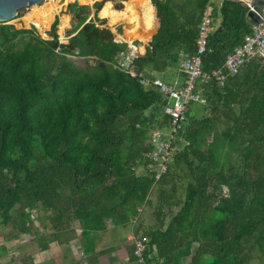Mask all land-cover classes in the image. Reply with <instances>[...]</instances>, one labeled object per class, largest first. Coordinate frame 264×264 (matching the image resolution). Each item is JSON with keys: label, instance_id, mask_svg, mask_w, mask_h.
Segmentation results:
<instances>
[{"label": "trees", "instance_id": "16d2710c", "mask_svg": "<svg viewBox=\"0 0 264 264\" xmlns=\"http://www.w3.org/2000/svg\"><path fill=\"white\" fill-rule=\"evenodd\" d=\"M48 1L20 19L17 13L18 27L0 21V226L19 205L13 225L28 230V209L39 206L78 222L84 252L90 234L110 218L114 225L131 222L133 234L146 237L144 264H182L183 258L185 264H264V57L224 72L221 83L211 75L250 31L244 6L212 4L217 25L200 57L208 76L194 84L204 98L196 102L201 115L187 105L166 169L154 179L146 167L148 134L167 127V100L113 65L129 43L115 41L96 13L100 8L110 22L123 19L127 41L146 40L156 19L147 44L132 42L133 68L152 76L176 68L180 52L194 51L209 0H137L139 21L127 2L109 15L101 1L92 3L85 21L88 6L73 1L64 12L77 23L62 40L57 15L47 37L35 31L42 33L56 11V0ZM66 21L63 15L59 27ZM67 55L92 62L79 68ZM143 206L151 207L146 226ZM127 258L138 264L132 247Z\"/></svg>", "mask_w": 264, "mask_h": 264}, {"label": "built area", "instance_id": "2783aa9c", "mask_svg": "<svg viewBox=\"0 0 264 264\" xmlns=\"http://www.w3.org/2000/svg\"><path fill=\"white\" fill-rule=\"evenodd\" d=\"M247 6V9L260 17V21H252L250 31L242 36L239 43L235 44L228 52L220 67L211 70V75L221 83L224 72L234 73L238 67L248 58L253 56L264 57V11L250 5V0H234ZM211 7L205 6L200 21L197 25L194 39L195 49L190 54L181 53L178 59L177 68L184 75L183 81L167 82L159 77L146 76L133 68V59L136 56L134 45L119 51L114 56L113 65L130 76L136 77L143 85H153L166 98L167 102L162 106V112L169 117L167 127L153 128L149 131L148 141L151 144L150 150L146 153L148 161L146 167L152 172L153 178L157 179L166 169L167 161L171 155L174 145L171 141L180 121L183 119V112L190 101L203 103L204 98L198 90L194 89L195 80L198 77L208 76L201 70V54L206 48V39L212 28ZM115 41L119 40L113 37ZM171 101V103H170ZM135 220L132 217V222ZM132 256L135 263L144 264L143 253L146 250V237L141 234H132Z\"/></svg>", "mask_w": 264, "mask_h": 264}, {"label": "crops", "instance_id": "0c3cea01", "mask_svg": "<svg viewBox=\"0 0 264 264\" xmlns=\"http://www.w3.org/2000/svg\"><path fill=\"white\" fill-rule=\"evenodd\" d=\"M212 4L218 6L219 0H209L205 6L212 8ZM89 18L90 16L86 19ZM98 18L105 19L106 16ZM216 20L212 22V28L217 25ZM156 24L155 19L154 28L144 41L137 37L127 41L118 34V32L123 34L124 27H119V31H117L118 27L114 30L110 27L111 25L107 27L119 41L132 45L135 40L147 44ZM177 70V67L167 68L159 72L161 75L159 78L167 82L183 81L184 76H178ZM150 75L158 77L155 72H151ZM127 225H129V230L124 231ZM30 227V230H25L26 232H22L21 235L13 232L3 236V233H0V264H133L127 258L128 250L132 247L133 226L131 222L114 225L110 218H106L104 229L96 230L87 239L89 252L82 250L83 238L80 235L78 222L66 214L56 216L51 212H46L43 218L32 219Z\"/></svg>", "mask_w": 264, "mask_h": 264}, {"label": "rangeland", "instance_id": "374dc122", "mask_svg": "<svg viewBox=\"0 0 264 264\" xmlns=\"http://www.w3.org/2000/svg\"><path fill=\"white\" fill-rule=\"evenodd\" d=\"M73 1H75L77 4H84V5L88 6L89 12H88L86 18L88 16H90V18L92 17V11H93L92 2H94V1H101L103 3L107 2L105 4V6L102 8V13L103 14H109V15H116L118 13V10L123 9L124 3L127 2L132 7V9L134 10L136 18L139 21V16H138L139 15V6H138V1L137 0H91L88 3H82L79 0H56L57 8H56V11L54 12V14H52V17H51L50 22L48 23V26L42 31V33L38 32L35 29L36 33H38L42 37H47L46 31L49 29V26H50V23H51V21L53 19V16L57 15L58 16V23L56 25V31H57L58 39L62 40L65 36H67L68 31L71 29V27H73L77 23V18L75 16H72V14H67V13L64 12L67 3H70V2H73ZM49 2H52V1L43 0L40 3H38V4H33V5H29L27 7L20 8L17 11V13L19 15L16 16L15 18H19L20 19L25 14L31 12L34 7L35 8H41V6L44 7ZM99 9L97 10V13H96V15L98 17L100 16ZM63 15L67 16V21L65 22V26L59 27L60 24H61V17ZM15 18H12V19L8 20V22H10L14 26L18 27V25L15 24V21H14ZM103 24L105 26H108V27L111 25L110 27L113 30L116 27L123 28V19L115 18L112 22H110L107 19V17H106L104 19V23ZM25 26H27V25H25ZM60 30H61V34H60ZM118 34H119V36L122 35L121 32L120 33L118 32ZM67 58L69 60H71V62L75 66H77L79 68H83L86 64H91V62H92L91 58H83V57H79V56H75V55H67ZM159 74H160L159 72H155V75L158 76V77L161 76ZM170 103H171V101H170ZM188 107H189V109L191 111V114L193 116L198 117V116L201 115V108H200L201 106L198 103L191 102V103L188 104ZM24 210H26V208ZM150 211H151V207H147V206H143L142 207L140 216L142 217V225L143 226H146L147 224H149L151 222L152 218H151ZM28 212H29L28 230H30V228H31L30 225H31L32 219H34L35 217H39V218L42 217L43 218V216H45L46 212H48V211L41 210V208H39V206H35V207L29 208ZM11 214H12V219L9 221V223H7L5 226H0V233H3V236H4V235H7V234H11L13 232L17 233V234H20V235H21L22 232H26L24 229H22L21 226L13 225V223L15 221L14 220L15 217L19 214V205H16L12 209ZM124 229H125L124 231H128L129 230V225L124 227ZM187 260H188V258H183L182 264H185L187 262ZM251 264H256V262L255 261H251Z\"/></svg>", "mask_w": 264, "mask_h": 264}, {"label": "water", "instance_id": "95a60500", "mask_svg": "<svg viewBox=\"0 0 264 264\" xmlns=\"http://www.w3.org/2000/svg\"><path fill=\"white\" fill-rule=\"evenodd\" d=\"M41 1L43 0H0V21L6 22L12 19L20 8L38 4ZM249 3L250 5L260 8L264 11V0H250ZM244 15L248 16L254 22L260 21V17L248 10L247 6H244ZM87 20L88 19L85 21Z\"/></svg>", "mask_w": 264, "mask_h": 264}, {"label": "bare ground", "instance_id": "6f19581e", "mask_svg": "<svg viewBox=\"0 0 264 264\" xmlns=\"http://www.w3.org/2000/svg\"><path fill=\"white\" fill-rule=\"evenodd\" d=\"M47 1V0H46Z\"/></svg>", "mask_w": 264, "mask_h": 264}]
</instances>
